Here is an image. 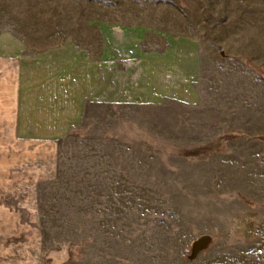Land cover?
Segmentation results:
<instances>
[{"label":"rangeland","instance_id":"1","mask_svg":"<svg viewBox=\"0 0 264 264\" xmlns=\"http://www.w3.org/2000/svg\"><path fill=\"white\" fill-rule=\"evenodd\" d=\"M110 28L176 95L95 99L51 142L0 123V264H264V0H0L28 54L101 61Z\"/></svg>","mask_w":264,"mask_h":264},{"label":"crops","instance_id":"2","mask_svg":"<svg viewBox=\"0 0 264 264\" xmlns=\"http://www.w3.org/2000/svg\"><path fill=\"white\" fill-rule=\"evenodd\" d=\"M130 31L122 38L117 29L107 31L101 61L73 47L28 54L22 41L0 34V123L11 122L18 140L51 142L77 127L95 99H141L169 90L176 95L172 68L158 71L162 55L145 48L141 29Z\"/></svg>","mask_w":264,"mask_h":264},{"label":"water","instance_id":"3","mask_svg":"<svg viewBox=\"0 0 264 264\" xmlns=\"http://www.w3.org/2000/svg\"><path fill=\"white\" fill-rule=\"evenodd\" d=\"M210 240H211L210 237L204 236V237L198 239L197 241H195L191 258H195L197 256V254L199 253V251L206 248L208 246Z\"/></svg>","mask_w":264,"mask_h":264}]
</instances>
